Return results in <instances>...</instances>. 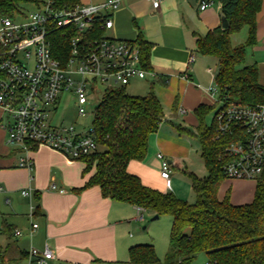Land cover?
Instances as JSON below:
<instances>
[{"label": "crops", "instance_id": "crops-1", "mask_svg": "<svg viewBox=\"0 0 264 264\" xmlns=\"http://www.w3.org/2000/svg\"><path fill=\"white\" fill-rule=\"evenodd\" d=\"M204 1L210 5L201 10ZM221 15L217 0H162L158 8L149 0H122L112 15L110 36L132 42L142 36L151 44V73L137 81L145 83L151 90L157 88L156 96L161 104L167 103L172 109L166 123L181 125L164 131L162 122L159 131L149 137L145 159L129 164L128 171L149 188H157L151 169L161 170L158 153L170 163L172 172L187 169L193 154L192 138L188 134L196 135L199 125L195 110L201 105L216 107L208 89L215 83L218 61L200 55L196 51V42L215 29H222ZM244 29L247 31L242 32ZM244 29L231 36L232 46L246 43L249 30ZM192 57L194 62L190 63ZM245 65L257 67L259 83L264 87V0L256 20V43L247 47ZM179 108H184L187 113L179 114ZM2 115L0 110V200L9 202L12 217L6 218L0 227V236L4 237L0 242V264H17L22 260L29 264L31 247L40 251L49 247L55 257L50 264L118 262L120 255L123 257L131 246L126 244L124 247L122 242L126 241L127 215L131 212L136 215L137 208L104 198L97 186L78 192L94 175L95 167L83 175L84 161L70 160L48 147L34 148L30 155L32 170L20 168L24 155L6 144V132L1 129ZM198 153L202 160L200 149ZM28 186L35 194V206L24 196L15 204L7 199L12 191ZM256 187L254 180H225L218 191V199L222 201L228 197L235 206L248 205L255 199ZM31 214L39 225L34 231L30 225ZM16 231L21 232V236H15ZM22 232L30 233V240H24L26 237ZM140 244L145 243H137Z\"/></svg>", "mask_w": 264, "mask_h": 264}, {"label": "trees", "instance_id": "trees-1", "mask_svg": "<svg viewBox=\"0 0 264 264\" xmlns=\"http://www.w3.org/2000/svg\"><path fill=\"white\" fill-rule=\"evenodd\" d=\"M27 1L0 0V16L13 17L19 5ZM217 1L229 28L219 27L198 38L196 51L217 59L215 84L228 105H262L264 87L259 83L257 67L245 65V51L256 43V20L263 0ZM57 3L76 6L80 0H57ZM245 27L249 30L246 43L232 46L231 36ZM102 34V31L98 33ZM135 43L140 48L142 67L151 71V44L142 36ZM67 46L68 42L59 36L54 48L58 59H64ZM215 108L201 105L195 110L199 121L196 136L208 175L204 179L189 175L196 196L195 203L191 204L172 192L145 186L138 176L128 171L132 161L145 159L149 137L159 131L164 120L159 98L153 92L133 96L126 89L104 92L92 122L99 150L82 159L86 163L83 175L93 167L95 173L77 191L97 186L104 198L172 219L170 250L165 260L158 258L153 245L140 244L129 249L130 263L193 264L200 254H205L215 264H264V174L257 180L251 204L235 206L228 197L218 199V191L226 180L224 154L233 139L221 133L215 119L212 126L205 124L206 116Z\"/></svg>", "mask_w": 264, "mask_h": 264}, {"label": "built area", "instance_id": "built-area-1", "mask_svg": "<svg viewBox=\"0 0 264 264\" xmlns=\"http://www.w3.org/2000/svg\"><path fill=\"white\" fill-rule=\"evenodd\" d=\"M121 1L61 6L57 0H28L37 5V10L25 15L18 7L13 17L0 16V110L6 117L1 129L7 134L6 144L24 155L20 168L33 169L30 155L39 146L74 161L97 153L99 145L93 128L79 132L73 125L55 123L59 107L65 99L72 100L78 114L85 116L93 99L90 94L126 89L151 73L142 67L135 42L108 35L113 28L112 15ZM149 1L155 8L162 2ZM209 5L204 1L201 10ZM101 31L103 34L98 35ZM59 36L68 42L62 60L54 54ZM208 93L215 100L214 119L219 130L233 139L224 154L225 179L257 181L264 174V104L228 105L217 85L211 86ZM178 112L187 113L184 108ZM157 158L161 178L171 188L170 163L162 153ZM22 196L31 200L32 191L23 190ZM144 212L137 208L139 220H143ZM30 219L34 231L38 225L33 223V214ZM15 236H21V232L16 231ZM54 258L49 247L43 251L30 248L29 264H49Z\"/></svg>", "mask_w": 264, "mask_h": 264}, {"label": "rangeland", "instance_id": "rangeland-1", "mask_svg": "<svg viewBox=\"0 0 264 264\" xmlns=\"http://www.w3.org/2000/svg\"><path fill=\"white\" fill-rule=\"evenodd\" d=\"M39 1L45 2L47 0H39ZM99 1L103 2L102 0H80V3L88 4L89 2L95 3ZM19 7L20 9H22V12L25 15H28L31 12L37 10L36 4H30L27 2L20 4ZM17 19L18 21L21 20V18H17ZM246 31L247 29H244L242 32H246ZM144 84L137 80L133 81L132 84L126 88V92L130 95L145 96L151 92L155 93V95H158L159 92L157 88H154L151 90L150 87L149 88L145 87ZM213 85H216V84L214 83ZM103 94L104 92L90 94V97L93 96V99L90 101V105L86 107L85 116H80L78 114V109L76 107L75 102H73L72 100L68 101L65 99L64 103L59 107L58 111L56 112L54 116L55 123L62 122L65 125H73L76 128V130L79 132L89 130L90 128H92L94 114H95L96 108L98 107V105L101 103L103 99ZM162 106H163V111L165 114V119L163 120V123H162V130L170 131V130H173V128L181 127L179 123L177 124L173 123L172 125H169L166 123L167 119H169V117L172 114V109L167 103L166 104L162 103ZM215 112H216V109L211 114L206 116L205 124L207 126H212ZM1 119H2L1 123L5 124L6 117L2 115ZM188 136L192 138L191 141H192L193 154H192L190 162L187 164V169L181 170L176 173L172 172L171 188H168L166 185V182L160 178V169L157 172L156 169L152 168L151 171L153 172L154 184L157 187V188H154L155 190H158V191L162 190L164 192V191H167V189H170L169 190L170 192L178 195V197L184 199V201H187L192 204V203H195L196 196L193 192L189 175L191 174V175L198 177L199 179H204L205 177H207L208 173L198 153L200 149V144H199V141L196 135L188 134ZM6 137H7V134H6ZM4 186L5 185L2 184L3 188ZM51 189H52V184H51ZM23 190L32 191V189H30L29 186L24 189L19 188L17 190L12 191L10 194H8L7 199L11 200L12 203L15 204L16 202L20 201ZM31 201L33 205L35 206L36 199H35V194L33 193V191H32ZM8 208H10L9 202H6L4 199L0 200V227L2 223H4V220L6 218L9 219L10 217H12V214ZM153 217H154V214L151 212H145L143 220H139L137 214L133 216L132 212L129 215H127L126 227H125V232H124V235L126 236V241H122V242L124 243L123 244L124 247L126 246V244H128V246L131 245L130 247H132V246L137 245V243H142V242H144L145 244L153 245L156 250V254L158 258L161 261H164L170 250V234H171V229H172V219L169 216H161L159 217L158 220H153ZM33 223L38 225V220L34 219ZM22 233L24 237H26L24 240L26 239L30 240V237H29L30 233H27V234L24 232ZM3 238L4 237L0 236V242L4 241ZM38 241H41V238H39ZM2 246L4 247L5 244L2 243ZM207 263H209L208 257L205 254H200L193 264H207ZM4 264H14V263L6 262ZM17 264H28V261L22 260ZM105 264H132L130 263L128 249L126 250V253H124L123 257H121L120 255L118 262L105 263Z\"/></svg>", "mask_w": 264, "mask_h": 264}, {"label": "water", "instance_id": "water-1", "mask_svg": "<svg viewBox=\"0 0 264 264\" xmlns=\"http://www.w3.org/2000/svg\"><path fill=\"white\" fill-rule=\"evenodd\" d=\"M221 21H222V24H221L222 29L223 30L228 29L229 28V22L223 14L221 15ZM158 219H159V216H157V215L153 217V220H158Z\"/></svg>", "mask_w": 264, "mask_h": 264}]
</instances>
